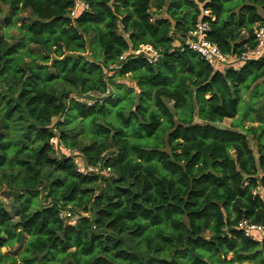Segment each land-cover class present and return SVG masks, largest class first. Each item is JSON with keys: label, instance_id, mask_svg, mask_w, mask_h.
<instances>
[{"label": "trees", "instance_id": "16d2710c", "mask_svg": "<svg viewBox=\"0 0 264 264\" xmlns=\"http://www.w3.org/2000/svg\"><path fill=\"white\" fill-rule=\"evenodd\" d=\"M73 1L0 0V189L16 199L0 249L23 244L21 264H264V240L237 229L264 225V119L243 124L264 57L222 72L179 49L201 21L223 54L253 50L264 0H81L71 18ZM141 46L160 59L119 60Z\"/></svg>", "mask_w": 264, "mask_h": 264}, {"label": "built area", "instance_id": "2783aa9c", "mask_svg": "<svg viewBox=\"0 0 264 264\" xmlns=\"http://www.w3.org/2000/svg\"><path fill=\"white\" fill-rule=\"evenodd\" d=\"M88 5L81 0H74L73 7L70 10V17L74 18L82 11H87ZM209 12L204 11L203 16H208ZM208 26L201 21L197 22L192 31L188 32L183 40V47L189 49L191 52L197 54L203 61H205L213 71H226L230 67H239L248 61H259L264 57V25L258 26L254 32L256 47L242 54L240 57L235 55L223 54L216 45L207 40ZM128 55L132 57H141L148 64H155L160 59V54L150 46H141L136 52L130 54H122L120 61H125ZM53 142V141H52ZM55 145V144H54ZM77 173L86 175L88 173H96L97 168H77ZM259 191V188L257 189ZM66 213V211H65ZM62 211L61 216L65 215ZM72 213H67L66 217L70 218ZM237 229L243 233V236L252 241L259 242L264 240V225H254L249 221H241Z\"/></svg>", "mask_w": 264, "mask_h": 264}, {"label": "rangeland", "instance_id": "374dc122", "mask_svg": "<svg viewBox=\"0 0 264 264\" xmlns=\"http://www.w3.org/2000/svg\"><path fill=\"white\" fill-rule=\"evenodd\" d=\"M18 31V25L15 27H12L8 30V34L9 35H16ZM176 38V37H175ZM9 41H11V39H9ZM112 74V73H111ZM130 80L129 76L125 77V81ZM252 92L246 94L243 96V105L244 106H248L251 105V107L253 108V110L251 111V116L253 121L249 122V120H245L243 122L244 127H257L259 125L258 119L262 118L264 119V79L261 80L260 82H258L256 85H254L251 89ZM95 97V96H93ZM244 110V109H242ZM255 110V111H254ZM239 118V116L237 117V119ZM232 120H225L224 121V125L229 126L231 124ZM261 124V123H260ZM264 125V122L262 123ZM53 141V142H52ZM51 142L53 144L56 145V139H53ZM251 149L253 151H255V142L250 140L249 141ZM66 157H71L74 159V161L78 164L79 168H81V155L79 153H73L70 150H66L65 152H63ZM108 176L106 177H112L111 174H109V172L107 173ZM5 188L0 189V204L3 205V207L5 209H7L8 211H10L13 207L16 206V204L14 203L15 197L10 195L9 193H7V191H5ZM262 193V197L264 199V193ZM66 211V213H65ZM63 212L65 213V215H67V213H69L70 211L67 210H63ZM71 213V212H70ZM80 215V214H78ZM78 215H75L74 218H71L70 221L74 223H76V220L78 218ZM23 249H24V245L22 244L21 246H19L18 243H13L10 246H6L0 249V254L2 257V260H0V264H21L22 261L20 260V255L23 253ZM72 251V250H71ZM51 262L53 264H55V261ZM57 264V263H56Z\"/></svg>", "mask_w": 264, "mask_h": 264}, {"label": "water", "instance_id": "95a60500", "mask_svg": "<svg viewBox=\"0 0 264 264\" xmlns=\"http://www.w3.org/2000/svg\"><path fill=\"white\" fill-rule=\"evenodd\" d=\"M212 126L217 128V129H219V130H224L225 129V126L223 124H213Z\"/></svg>", "mask_w": 264, "mask_h": 264}]
</instances>
